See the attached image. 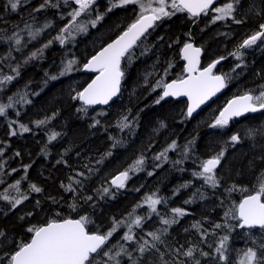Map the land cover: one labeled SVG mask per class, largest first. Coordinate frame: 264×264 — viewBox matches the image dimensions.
<instances>
[{"label":"trees","instance_id":"trees-1","mask_svg":"<svg viewBox=\"0 0 264 264\" xmlns=\"http://www.w3.org/2000/svg\"><path fill=\"white\" fill-rule=\"evenodd\" d=\"M43 3L44 0H34L33 6L39 9ZM50 3L57 6L49 5L41 12L36 11L34 18L39 21L40 18L51 15V35L47 32L39 40L38 36L35 40L24 36L20 44L21 47L30 42L31 50H34V43L40 41L39 46L42 49V54L36 59L35 87L31 88L34 81L26 78L21 89V95L26 99L32 95V89L35 90V118L31 120L34 121L33 127L19 139L11 135L14 129H10V132L0 129V149H3L0 153V164L4 166L0 169V193L8 189L11 197H19L20 193L28 196L15 209L7 201L0 200V231L5 234L0 237V264H8L11 253L21 243L30 240L32 234L27 231L30 227L44 225L52 219H79L86 216L88 231L106 233L113 226V220L128 219L129 213H133L134 209L137 212V205L153 193L164 201L158 206L159 215L147 219V213L140 214L145 219L141 227H133V235L137 241H141V238L150 240L146 236L147 232L167 227V233L162 235L163 243L157 245L159 251L150 250L141 256L136 250L137 243L121 239L128 231L124 227L110 237L105 251L113 246H116L113 251L118 250L119 245L123 244L133 258H138V264H162V253L163 261L174 264V249L195 246L210 253L208 257H202L198 252L195 254L200 264H220L215 258V247L219 239L227 234L228 260L224 264H240L244 251L248 248L259 249L264 244V230L235 227L228 232L226 228L215 229L214 225L224 224L225 211L234 208L245 196L256 190L257 176L264 171V160L260 159L264 156V136L249 138L248 131L264 128V110L236 119L224 128H211L209 125L231 98L250 91L259 93L261 85H264V45L250 49L248 55L243 52L241 62L230 55L240 44L236 35L241 28L229 31L231 35L226 41L222 39L226 32L221 21L213 23L203 17L191 18L183 11H178L170 17L156 21L146 38H141L132 49L133 58L130 61L121 60L124 77L116 99L105 107H86L79 99H73L91 79L80 68L100 48L137 19L139 6L128 4L108 12L110 4L99 0L94 12L105 13L102 22L109 23V26L116 22L117 30L109 37L102 38L100 44L90 47L88 33L83 34L81 31L77 32V37L70 40L69 44L65 42L61 45L54 39L65 27L64 12H72L75 5L71 1L64 3L62 0H50ZM65 5L68 6L67 9ZM234 7L238 9L234 15L243 16L242 19L248 26L247 31H254L258 19L264 16V0H240L238 6L234 4ZM248 7L256 11L262 10V13L257 14L255 11V14L246 15L243 10ZM21 14V11L11 9L9 0H0V25L5 22L10 28H2L5 31H0V39L7 37L8 31L19 29L23 24L31 22L32 18L27 22L21 20ZM28 14H24L26 18H29ZM238 14L241 16H237ZM90 31L91 29L88 32ZM50 40L53 42L44 48ZM189 41L206 50L212 49L209 52L203 48V65L225 57L228 51V57H225L227 60L224 59L218 68L219 73L228 77L225 92L192 120L187 118L184 101L155 103L161 92V88L156 87L158 80L163 79L166 83L183 76L180 50ZM66 47H69V53L79 59L77 72L52 80L50 77L57 75ZM230 57L233 61L229 60ZM238 63L241 67L236 68ZM165 69H168L167 73ZM74 79L77 83H74ZM125 115L129 117L131 124L129 128L120 131L116 125ZM45 119L46 124H36V121ZM53 132L59 135L50 142L48 137ZM233 134L241 137L238 144L231 143L230 137ZM173 141H176V149L169 150L166 157L155 159ZM189 142L192 143L185 157V146ZM221 150H224V157L215 170L218 186L213 188L205 184L202 178L193 175L201 170L195 161L209 159ZM141 156L144 157L143 170L136 174L130 173L131 178L124 188H113L110 179L128 169ZM25 166H30L27 172L24 170ZM12 169L17 171L12 172ZM77 173L83 175L77 176ZM70 177L80 181L79 184H72L75 192L65 191L62 187L71 183ZM17 180H21L20 193L9 187ZM30 184H36L42 192L30 191ZM182 185L187 186L181 187ZM234 185L236 190L229 192L228 189ZM104 187L110 188L111 195L101 196ZM87 197L92 199L87 200ZM186 201L191 202L185 203ZM173 208L184 209L186 215L174 217L171 211ZM161 216L176 218L178 222L170 227L163 225ZM196 222H200L202 230L208 233L203 239L201 231L192 227ZM228 223L236 225L237 221L229 220ZM106 259L103 253L96 257L100 264ZM120 259L121 264H131L127 256ZM176 259L192 264V261L182 256Z\"/></svg>","mask_w":264,"mask_h":264},{"label":"snow or ice","instance_id":"snow-or-ice-1","mask_svg":"<svg viewBox=\"0 0 264 264\" xmlns=\"http://www.w3.org/2000/svg\"><path fill=\"white\" fill-rule=\"evenodd\" d=\"M20 0H9L10 7L15 11L18 7ZM96 0H74V3L77 5L71 13V21L69 25H66L59 35L54 39L58 40L61 45L65 43L66 36L72 35L70 30L71 27L77 28L78 31H87V28L84 25L77 23V18L81 16L82 13H90L92 6L95 4ZM240 0H229L221 7H214L211 10L216 13L213 18V23L216 21H222L225 19H231L233 23L241 24L242 20L237 19L234 15V4H238ZM158 5V7H153V4ZM128 4H137L140 8V13L138 14L137 19L131 23L125 31H123L115 40L111 43H108L106 46L102 47L91 59L88 60L87 64L84 65V68L97 72L98 75L95 79L92 80L90 84L83 91L77 92L73 99H79L85 106H91L95 104H108L109 101L116 97L121 88V81L124 77V72L121 69V60L127 59L131 60L133 58L132 49L138 45V42L141 38H146L148 30L154 28L155 22L161 20L164 17H170L174 14L173 12L166 11V7H171L175 11H187L190 16L198 17L201 14H207L210 6L214 4V0H171V4H167V0H118V2H113L110 0V7L107 9L108 12H111L113 8L123 7ZM56 7L57 5L51 4L50 0H44V3L40 5V9H43L46 6ZM104 17V14H97L94 20H91V26L95 27L99 21ZM29 29V36L32 39H35L43 29L32 30L31 25H26ZM49 27L48 24L44 25V28ZM15 37V44L20 45L21 40L16 33H13L12 36L7 37L6 39L12 40ZM257 41L264 42V23H260L258 30L254 31L251 35L245 38L242 43L237 46V49L230 53L231 56L235 57L237 60H241L244 55L242 49L251 48L253 45L257 44ZM53 41H49L43 47L47 48ZM20 49L17 48V51ZM191 50V53L189 52ZM184 56V59L188 61L185 66V71L189 73L187 78H179L173 80L171 83H165L163 79H160L156 83V87L163 89L162 95L155 101L156 104H159L166 97H180L186 96L188 98V108H187V117H191L196 109L204 103L206 99L210 96L215 95L216 92L220 91L222 88L226 87V81L228 79L227 75H215L213 69L221 60L225 57H220L219 59L213 61L206 68H203L199 75H193L196 71V65L199 63V48H193L192 44L185 43L184 48L181 50ZM42 54V49H39L35 52H32L25 60L27 63L28 60H32ZM76 63L75 60H70L61 70L60 75H65L73 71V65ZM171 67V65H170ZM241 67V64H237L236 68ZM13 72H17V69H12ZM165 73L168 72V69L164 70ZM235 71V69H233ZM19 73L17 72V75ZM57 76H51L50 79L56 80ZM14 79L11 75H5L0 78V85H4L7 82H10ZM155 91V88H153ZM19 102L28 103L25 97H21ZM12 97H9L8 104H0V116L5 115L6 108H12ZM264 110V85H261V90L258 94L253 92L245 93L242 96H238L233 100H230L227 106L220 112L219 116L216 117L214 122L209 125L211 128H224L229 124V121L232 117H238L245 113H255L257 111ZM51 119V118H48ZM47 123V119L36 121V124L44 125ZM98 124L99 121H96ZM131 121L128 116H122L121 119L117 122L116 127L123 131L130 127ZM163 123L161 127H163ZM20 129L22 132H28L30 129L28 126L21 124ZM11 135H16L15 131ZM59 134L53 132L49 137V141H53L57 138ZM257 135L264 136V128L261 129H249L248 136L249 138H254ZM114 139L113 137H109ZM241 140L239 134H233L230 137L232 144H238ZM192 142H189V145L185 146V157L189 151V146ZM115 146V143L114 145ZM177 147L176 141H173L168 148L163 152L158 154L155 159L159 160L161 157H166L169 150H175ZM3 149H0L2 153ZM16 155H19L17 153ZM111 155V153H108ZM224 157V150H221L217 155L204 160L199 172H194L193 175L197 178H202L205 184L210 185L215 188L218 186V180L215 175V170L221 164V161ZM260 159L264 160V156ZM97 163H100L98 161ZM176 163H181V161H176ZM144 164V157L141 156L134 161L132 165L129 166L123 172H120L115 176L111 181L110 185L114 186L117 189L124 188L126 182L131 178L130 173H135L143 170L142 166ZM4 166L0 164V169ZM30 166H25L24 170L27 172V168ZM17 171V169H12V172ZM91 171V170H90ZM83 173H77V176H82ZM152 175V173H149ZM23 179V177H22ZM71 183L67 186L62 185L65 188V191L75 192L76 189L72 184H79V180L74 178H69ZM20 184L21 180H17L14 184L9 185L10 188L15 189L17 193H20ZM187 185H182L181 187H186ZM30 191L35 193L42 192V189L36 184L29 185ZM236 190L235 185L233 188L228 189L229 192ZM246 190V189H245ZM111 195L110 188L104 187L102 189L101 196ZM28 196L20 193L19 197H11L8 194V189H5L3 193H0V200L7 201L11 208L15 209L17 206L21 205L23 201L27 200ZM87 200H91L92 197H87ZM164 201L161 198L156 197V194L153 193L144 198L143 204L137 205V207H143L147 205L150 209V213L159 215L157 210V205L163 203ZM191 201H186L185 203H190ZM39 204V201H37ZM75 208V205L72 206ZM174 217H182L186 215V212L182 208H173L171 209ZM135 209L133 210V213ZM133 213H129L128 219L122 220H113V226L106 233L100 232H90L87 230L88 218L86 216H81L79 219H63L49 220L46 224L41 226H33L27 229L31 233V239L27 243H21L17 249L11 253L8 257V264H100L96 261V257L103 253L104 257H107L106 260H103L102 264H121V257L127 256L131 264H138V258H133L132 253L124 247L123 244L119 245L118 250L113 251L112 248H108L107 251L104 249L109 243L110 237L118 231L120 227H126L128 231L124 233L121 237L122 240L129 243H137L138 248L136 249L141 256L144 253L150 250L159 251L157 245L163 243L162 235L166 234L168 228L165 227L159 231L147 232L146 236L150 237L149 239L141 238V241H137L136 237L133 235V226L139 228L141 227L144 217L136 215L132 219ZM31 215V213H29ZM225 223L224 224H215V229L226 228L228 232H231L235 227L239 228H253L259 227L264 230V171L257 176V186L256 190L247 195L240 203L234 208H229L224 213ZM23 219V217H21ZM130 220V222H129ZM161 223L166 226H171L178 222L176 218L168 219L163 216L160 217ZM229 220H236L237 224L232 225L228 223ZM197 231H201L202 239L208 233L206 230H202V225L200 222H196L192 225ZM5 234L0 231V237H3ZM229 236L227 234L223 235L217 246L215 247V258L224 264L228 260L227 251H228V242ZM175 256L173 257L174 264H185L184 260L176 259V257H185L188 260L192 261V264H200V260L196 259L195 254L198 252L202 257H208L210 253L205 252L196 248L195 246H190L188 248H176L173 250ZM162 264H168L167 261H163V253L161 254ZM240 264H264V244L257 248H248L243 253V257L240 260Z\"/></svg>","mask_w":264,"mask_h":264},{"label":"flooded vegetation","instance_id":"flooded-vegetation-1","mask_svg":"<svg viewBox=\"0 0 264 264\" xmlns=\"http://www.w3.org/2000/svg\"><path fill=\"white\" fill-rule=\"evenodd\" d=\"M26 0H20L18 7L15 11H21V20L24 19V22H27L28 19H30V23H25L22 25L25 26L26 24H30L31 27L33 26L34 22L35 23H41L45 20V24H48L51 15H46L44 18H40L39 21H36L34 16H36V8L33 6V2L34 0H31V2H24ZM226 2H229V0H223ZM32 3V4H31ZM225 3V2H223ZM21 8V9H20ZM238 10V9H237ZM237 10L234 11V14L237 12ZM40 12L42 11V9L39 10ZM211 11H208L207 14H202L199 17L196 18H200L203 17L206 19V21H213V18L210 15ZM25 13H29V18L25 17ZM258 13H262V10H258ZM237 16H241V14H238ZM11 17V16H10ZM236 17V16H235ZM243 17V16H242ZM242 17H236L237 19H240L243 21ZM218 22V21H216ZM260 23H264V16L261 17L260 19H258V24L255 25L254 31L258 30L259 24ZM51 24V23H50ZM221 25L222 28L225 30L226 35L224 37V39L227 41L231 35L228 34L229 31H233L234 28H241L240 31H238V35H236L237 40L239 39L240 43H242V41L247 38L249 35H251L254 31H250V30H246L247 24H245V22L243 21V23L241 24H236L233 23L231 19H225L221 21ZM8 26L5 25V22H3L0 25L1 28V32H4L5 30H2V28H6ZM8 29H10L8 27ZM20 29V28H19ZM19 29H14L13 31H8L7 34H11L13 32L18 31ZM44 36L47 33V30L44 31ZM2 35H4L3 33H1ZM228 34V35H227ZM43 36V37H44ZM233 36V34H232ZM42 37V38H43ZM20 38V36H19ZM41 38V39H42ZM235 38V41H236ZM9 44V45H8ZM264 45V42L261 41H257L256 45H253L251 48H247V49H243V52L245 54L248 55V52L250 49L256 47H261ZM0 48L1 51L0 53L2 55H0V78H2L5 75H11L14 77V79L10 82L5 83L4 85H0V104H8L9 103V97H12V103H13V107L12 108H6L5 109V115L0 116V129H6L7 132H10V129H14L16 135L15 137H19L21 135H25L26 132H22L20 129V125L24 124L26 126H28V128L33 127L34 121H31L32 118H35V107H36V100H35V90L32 89V95L26 99L27 101H29L28 103H23V102H17L20 100V98L23 96L21 95L22 91V85L24 83V81H26V78H30L32 79V81H34L32 83L31 88L35 87V76H36V59H32V60H28L27 63H25L26 58L32 53L34 52V50H31L30 44L27 45L25 47V49L27 50L28 55H24L21 56L20 55V50L17 51V54L15 53V50H17V48L20 49V45H16L15 44V37L8 43L6 41V37H2L0 39ZM202 48V47H201ZM204 48V47H203ZM203 50V56H204V49L205 51L206 48H204ZM228 51H226L225 53V57L227 56ZM203 56H202V62H203ZM248 58V57H247ZM249 60H251L250 58H248ZM225 60H227V58H225ZM230 61H233V58L230 57L229 59ZM202 66L203 63H201ZM17 69V72L19 73L17 75V72H13L12 69ZM10 87H12V90L10 89ZM24 97V96H23ZM28 116V119H27ZM22 120V121H20ZM19 122V123H18ZM23 133V134H22Z\"/></svg>","mask_w":264,"mask_h":264},{"label":"rangeland","instance_id":"rangeland-1","mask_svg":"<svg viewBox=\"0 0 264 264\" xmlns=\"http://www.w3.org/2000/svg\"><path fill=\"white\" fill-rule=\"evenodd\" d=\"M64 3H67L68 1H71L74 5H75V8H77V5L74 3V0H62ZM98 1L99 0H96V2H95V4L92 6V10H91V12L90 13H82L81 14V16L80 17H78L77 18V23L78 24H80V25H84L86 28L87 27H90L89 28V30L91 29V31L90 32H88L89 30H87V31H81L83 34H84V32H85V34H87L88 36V45L90 46V47H94V46H96V45H98V44H100V40L102 39V38H106V37H109L111 34H113L117 29H116V26L117 25H115L116 24V22H113V23H111V25L109 26V23L108 24H104L103 22H102V20L101 21H99L98 23H97V25L95 26V27H92L91 26V23H90V21L91 20H94L95 19V17H96V12H94V7L96 6V4L98 3ZM113 2H118V0H113ZM223 2H225V3H227L226 1H222L220 4H218L216 7H221V6H223L225 3H223ZM105 3H107V4H110V0H105ZM167 4L168 5H170L171 4V0H167ZM235 6H238V4H235ZM153 7H158V5H156L155 3L153 4ZM65 8L67 9L68 8V6L67 5H65ZM235 8V7H234ZM115 8H113L112 10H114ZM140 9V8H139ZM166 11H169V12H173L174 11V13H177L178 11H175V10H173L171 7H166V9H165ZM236 10V9H235ZM256 10H252V7H248L247 9H244L243 10V13L244 14H246V15H249L250 13H256L257 12V14H258V11H256ZM70 13L71 12H69V11H67L66 10V12H64V16L66 17L65 18V20H64V25L66 26V25H69V22L71 21V16H70ZM104 15H105V13H103ZM210 15L212 16V17H214L215 15H216V13L214 12V11H212L211 10V12H210ZM45 20L43 21V22H41V23H34L33 24V26L31 27L32 28V30L33 31H35L36 29H43L41 32H40V34L38 35V40L39 39H41L43 36H44V31L45 30H47V32H48V34L49 35H51V32H52V29H53V22H52V19L50 18V20H49V22H48V25H49V27H47V28H44V25H45ZM50 23H52V24H50ZM27 25V24H26ZM26 25L25 26H23V27H21L18 31H16V32H13V33H16L18 36H20V40L21 41H23L22 40V38L25 36V37H27V38H31L30 36H29V29L26 27ZM70 30H71V32H72V35L71 36H68V34L67 33H65L64 35L66 36V40H65V42L67 43V44H69L71 41L70 40H73L75 37H77V32H80V31H78L77 30V28H75V27H71L70 26ZM13 33H11V34H8V36L7 37H9V36H12L13 35ZM89 33H91V34H89ZM228 34H230V33H228ZM227 34V35H228ZM4 37V36H3ZM6 37V38H7ZM224 37H225V35L222 37V39L224 40ZM36 39V38H35ZM34 39V40H35ZM6 41L9 43L11 40H8V39H6ZM39 43H40V41H39ZM39 43H37V42H35L34 43V50L35 51H37V50H39L40 49V46H39ZM221 43H222V41H221ZM220 43V44H221ZM28 44H30V42H27L26 44H23L21 47H20V55L21 56H24V55H28V53H27V50L25 49V47H26V45H28ZM32 44V43H31ZM9 45V44H8ZM215 48V47H214ZM69 47L67 48L66 47V49H65V55H64V58H63V60H62V62H60V64H59V68H58V73H57V77L59 78V77H61V76H64V75H60V73H61V70L65 67V65L68 63V61H70V60H75L76 61V63L73 65V71H71V72H69V73H67V74H65V75H69V74H73V73H76L77 71V66H78V62H79V59L78 58H76V57H74L73 56V54H71V53H69ZM207 51H209V52H212V49H210V50H207ZM15 53L17 54V50H15ZM216 56V55H215ZM80 71H81V68H80ZM74 83H77V81H75V79H74ZM252 149H253V147H252ZM163 161H165V160H163ZM204 160H196L195 161V164H197V165H201V163L203 162ZM156 163H158V162H156ZM142 168H143V166H142ZM142 171V170H141ZM141 171H138V172H141ZM138 172H135V174L136 173H138ZM131 176V175H130ZM140 204H143V202H141ZM139 204V205H140ZM162 204V203H161ZM160 205V204H159ZM159 205H157V209H158V206ZM139 209L138 210H136L137 212H135V215L133 216V218L132 219H134L135 218V216L136 215H139L140 216V214L141 215H145L146 213H147V215L145 216V217H147V219H149L150 217H154V216H157V215H154L153 213H150V209L148 208V206L147 205H144L143 207H138ZM153 214V215H152ZM129 222H130V220H129ZM134 228H135V226H133ZM120 228H123V227H120ZM124 228H126V227H124Z\"/></svg>","mask_w":264,"mask_h":264},{"label":"water","instance_id":"water-1","mask_svg":"<svg viewBox=\"0 0 264 264\" xmlns=\"http://www.w3.org/2000/svg\"><path fill=\"white\" fill-rule=\"evenodd\" d=\"M222 0H214V4L213 5H211L210 6V9H212L215 5H217L219 2H221ZM209 9V10H210ZM184 13H186L187 15H189L190 16V14L187 12V11H183ZM200 16V15H199ZM198 16V17H199ZM190 17H192V16H190ZM192 18H196V17H192ZM127 29V28H126ZM125 29V30H126ZM125 30H123V31H125ZM150 30V29H149ZM148 30V31H149ZM122 31V32H123ZM121 32V33H122ZM120 33V34H121ZM119 34V35H120ZM119 35H117V36H119ZM117 36L114 38V39H112L111 41H109L108 43H111L113 40H115L116 38H117ZM107 43V44H108ZM188 43H190V44H192V46H193V48H199L200 49V53H199V57H198V59H199V63L196 65V71L193 73V75H199V72L203 69V68H206L209 64H211L213 61H215V60H213V61H211L209 64H207L205 67H202L201 68V62H202V56H203V50H202V48L201 47H199V46H197L193 41H190V42H188ZM107 44H105L104 46H106ZM185 45V44H184ZM184 45L182 46V48H181V50L184 48ZM103 46V47H104ZM101 50V48L98 50V51H100ZM180 50V58H181V62L183 63V71H184V77L183 78H187L188 77V75H189V73H187L186 71H185V66H186V64L188 63V61L187 60H185L184 59V56H183V54H182V51ZM97 51V52H98ZM96 52V53H97ZM189 52H190V54H192L191 53V50H189ZM95 53V54H96ZM94 54V55H95ZM93 55V56H94ZM89 59H91V57L89 58ZM88 59V60H89ZM88 60L85 62V64H87V62H88ZM217 60V59H216ZM223 61H224V59L223 60H221L220 61V63L219 64H217L216 65V67L213 69V73L217 70V68L223 63ZM84 64V65H85ZM84 65H83V67H82V72L85 74V75H91L92 76V78H91V80L83 87V89L84 88H86L87 86H88V84H90L91 82H92V80L93 79H95V77L98 75V73L97 72H93V71H89V70H87V69H85L84 68ZM215 75H221V74H215ZM173 80H171V81H169V82H167V83H171ZM83 89L81 90V91H83ZM162 92H163V89H162ZM162 92H161V95H162ZM225 92V87L224 88H222L220 91H218V92H216L215 93V95H212V96H210L208 99H206L205 101H204V103L203 104H201L197 109H196V111L192 114V116L191 117H188V119H193L195 116H197L202 110H204V109H206V108H208L215 100H217L219 97H221L222 95H223V93ZM244 95V94H243ZM118 96V95H117ZM116 96V97H117ZM238 96H242V95H238ZM238 96H235V97H233V98H231L230 100H233V99H235L236 97H238ZM116 97H113V99L111 100V101H109V103L108 104H95V105H91V106H87V107H94V108H100V107H105V106H107V105H109V104H111L115 99H116ZM169 100H172V101H185L186 102V104H187V107H186V113H187V108H188V103H189V101H188V98L186 97V96H180V97H166L163 101H169ZM229 100V101H230ZM80 101V100H79ZM228 101V102H229ZM81 103H82V101H80ZM228 102L225 104V106L218 112V116H219V114H220V112L221 111H223V109L227 106V104H228ZM83 104V103H82ZM84 105V104H83ZM85 106V105H84ZM261 111V110H260ZM260 111H257V112H260ZM257 112H255V113H257ZM252 114H254V113H252V112H249V113H245V114H243V115H241V116H238V117H232L231 118V120L229 121V123L230 122H232V121H234V120H236V119H240V118H243V117H247V116H250V115H252ZM118 175V174H117ZM117 175H115V176H117ZM114 176V177H115ZM113 177V178H114ZM112 178V179H113ZM111 179V180H112ZM110 180V181H111ZM112 187H114V186H112ZM115 188V187H114ZM246 197V196H245ZM244 197V198H245ZM243 198V199H244ZM242 199V200H243ZM70 219H76V218H70ZM253 228H259L258 226L257 227H253ZM243 229H249V228H243ZM252 229V228H251ZM31 239V238H30ZM30 241V240H29Z\"/></svg>","mask_w":264,"mask_h":264},{"label":"bare ground","instance_id":"bare-ground-1","mask_svg":"<svg viewBox=\"0 0 264 264\" xmlns=\"http://www.w3.org/2000/svg\"><path fill=\"white\" fill-rule=\"evenodd\" d=\"M20 121H22V120H20ZM19 123V122H18Z\"/></svg>","mask_w":264,"mask_h":264}]
</instances>
